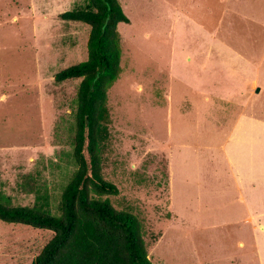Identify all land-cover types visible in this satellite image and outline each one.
<instances>
[{
	"label": "rangeland",
	"instance_id": "rangeland-1",
	"mask_svg": "<svg viewBox=\"0 0 264 264\" xmlns=\"http://www.w3.org/2000/svg\"><path fill=\"white\" fill-rule=\"evenodd\" d=\"M86 1L0 0L1 203L58 215L74 169L79 78L55 82L53 75L85 59L88 33V25L58 14ZM117 1L128 22L116 24L119 71L106 90L99 155V173L116 193L101 199L135 216L151 264H264V235L236 221L241 214L234 206L205 194L196 203L198 191L211 189L207 182L228 178L218 145L237 111L264 116V9L254 6L256 24L224 10L222 0ZM210 33L224 34L223 41L253 62L260 90L230 101L214 95H222L217 87V93L208 85L199 93L197 82L205 85L210 70L232 93L231 77L221 70L240 65L222 62L229 53ZM51 235L0 220V264H29Z\"/></svg>",
	"mask_w": 264,
	"mask_h": 264
},
{
	"label": "trees",
	"instance_id": "trees-1",
	"mask_svg": "<svg viewBox=\"0 0 264 264\" xmlns=\"http://www.w3.org/2000/svg\"><path fill=\"white\" fill-rule=\"evenodd\" d=\"M58 16L88 25L85 59L53 75L55 82L79 78L73 113L74 169L60 192L57 216L34 206L0 202V220L52 232L29 264H151L135 216L101 199L116 193L99 173V155L106 136V90L119 71L116 24L128 19L117 0H87L84 7ZM44 195L37 193L35 198Z\"/></svg>",
	"mask_w": 264,
	"mask_h": 264
},
{
	"label": "crops",
	"instance_id": "crops-1",
	"mask_svg": "<svg viewBox=\"0 0 264 264\" xmlns=\"http://www.w3.org/2000/svg\"><path fill=\"white\" fill-rule=\"evenodd\" d=\"M222 4L224 10H228L231 13L238 12L239 17H249L255 20L254 23L261 24V22H258L259 16L256 19L253 8L256 5H260V8L264 9V0H222ZM226 25L230 28L233 22L231 23L229 20ZM224 32H227V30L225 29ZM217 34L210 33L208 37H205L222 47L220 49L222 53H229V56H226L227 58L224 57L222 62H226L227 65L230 61H233L235 65L240 63L237 67L238 69H234L235 66H233L231 67L233 70H221L222 74H227L231 77V86L228 87H232L233 91L230 93L224 87L225 84L215 83L214 78L219 73L217 70H208L207 76L209 80H207L205 85L198 81L197 89L198 91L199 89L203 90L206 85L215 93L218 92V90H215L216 87L219 90L222 89L223 92H218L222 93L221 96L214 94L221 101H230L236 96H248L257 85V80L253 77L254 74L256 75L257 70H250L249 68H251L253 62L244 58L226 41L222 40L225 38L224 34L221 36ZM206 48L209 52L212 51V48L208 45ZM212 52L216 56L219 51ZM242 65L244 66L242 67ZM199 71H196V75H198ZM246 74L251 75V77H246ZM212 75H214V78ZM218 147L221 150L222 159L227 168V170L225 169V174L228 178L226 180L207 182L210 184L211 189L202 194L198 191L196 203L204 194L207 198H216L222 203H228L229 208L234 206L237 209V213L241 214V217L236 221L252 223L251 229L255 231V234L264 235V116H258L254 112L248 113L244 108L243 110H238L234 115L224 141ZM261 245L262 242L258 239L254 247L256 253L260 251Z\"/></svg>",
	"mask_w": 264,
	"mask_h": 264
},
{
	"label": "water",
	"instance_id": "water-1",
	"mask_svg": "<svg viewBox=\"0 0 264 264\" xmlns=\"http://www.w3.org/2000/svg\"><path fill=\"white\" fill-rule=\"evenodd\" d=\"M258 89L257 88H255V91H257Z\"/></svg>",
	"mask_w": 264,
	"mask_h": 264
}]
</instances>
